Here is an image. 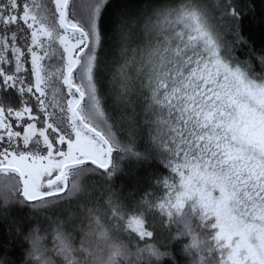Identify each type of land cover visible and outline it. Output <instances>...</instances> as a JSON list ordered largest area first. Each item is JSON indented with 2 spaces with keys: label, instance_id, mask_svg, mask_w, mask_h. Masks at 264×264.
Masks as SVG:
<instances>
[{
  "label": "snow or ice",
  "instance_id": "obj_1",
  "mask_svg": "<svg viewBox=\"0 0 264 264\" xmlns=\"http://www.w3.org/2000/svg\"><path fill=\"white\" fill-rule=\"evenodd\" d=\"M264 0H0V264H264Z\"/></svg>",
  "mask_w": 264,
  "mask_h": 264
},
{
  "label": "trees",
  "instance_id": "obj_2",
  "mask_svg": "<svg viewBox=\"0 0 264 264\" xmlns=\"http://www.w3.org/2000/svg\"><path fill=\"white\" fill-rule=\"evenodd\" d=\"M250 30L253 32L254 37L257 40H260L261 38H264V32H262L259 27H253Z\"/></svg>",
  "mask_w": 264,
  "mask_h": 264
}]
</instances>
